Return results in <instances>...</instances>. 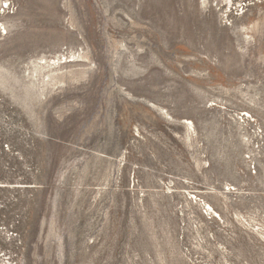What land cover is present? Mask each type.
Wrapping results in <instances>:
<instances>
[{"label":"rangeland","instance_id":"obj_1","mask_svg":"<svg viewBox=\"0 0 264 264\" xmlns=\"http://www.w3.org/2000/svg\"><path fill=\"white\" fill-rule=\"evenodd\" d=\"M0 264H264V0H0Z\"/></svg>","mask_w":264,"mask_h":264},{"label":"bare ground","instance_id":"obj_2","mask_svg":"<svg viewBox=\"0 0 264 264\" xmlns=\"http://www.w3.org/2000/svg\"><path fill=\"white\" fill-rule=\"evenodd\" d=\"M228 3L231 4V0H228ZM204 4H206V3H204ZM5 11H6V9H5ZM71 62L75 63V62H83V61L72 60L69 63H71ZM64 68L65 67H63V65L60 64L59 60H58V62H54L49 67H46V68L40 67L35 72L38 74V76H43L44 75L43 72L48 71V72H46L47 75L43 76V82L48 83L50 85L54 84L56 86L58 84H61L63 82V79H65L67 77V72H64V70H63ZM46 78L48 79L47 82L45 81Z\"/></svg>","mask_w":264,"mask_h":264}]
</instances>
